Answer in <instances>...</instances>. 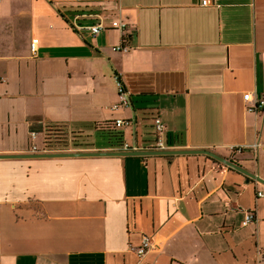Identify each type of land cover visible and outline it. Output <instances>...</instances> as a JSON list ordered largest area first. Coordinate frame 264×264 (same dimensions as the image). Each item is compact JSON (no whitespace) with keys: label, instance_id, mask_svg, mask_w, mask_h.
<instances>
[{"label":"crops","instance_id":"0c3cea01","mask_svg":"<svg viewBox=\"0 0 264 264\" xmlns=\"http://www.w3.org/2000/svg\"><path fill=\"white\" fill-rule=\"evenodd\" d=\"M77 16L127 23L130 48ZM0 79V155H25L0 159V264H264V184L206 155L30 156L50 123L90 137L63 153L119 151L102 123L149 151L153 113L168 151L264 180V113L244 100L264 95V0H2Z\"/></svg>","mask_w":264,"mask_h":264},{"label":"built area","instance_id":"2783aa9c","mask_svg":"<svg viewBox=\"0 0 264 264\" xmlns=\"http://www.w3.org/2000/svg\"><path fill=\"white\" fill-rule=\"evenodd\" d=\"M1 3H2V0H0V8H1ZM203 4L207 5V1H204ZM81 18L82 17H80V16H77L75 18V22L72 26L74 30L83 31V30L87 29L91 33V36L95 38L100 33L108 30L109 28L116 29L122 33L123 43L121 45L116 46L114 48V51L121 52V51H126L130 48V45L128 43H126V41H127L126 33L129 29V26L127 23H125L123 21H114L111 23V26L109 27L104 21H100L95 25H92L88 28H85V27H83L77 23V21H79ZM31 49L33 52H35V44H32ZM1 81H2V79H0V82ZM125 92H123V86H122L121 93L124 95V94H126ZM122 99H123L124 104H128L127 100H125L124 98H122ZM244 100L248 104V107H247L248 111H250V112L258 111V112L264 113V95H261V96L255 98V97H253V95L251 93H246L244 95ZM116 108H117V106L114 107V109H116ZM154 127H155V133H156V141H155L154 148L150 149L149 151H167V146H166V141H165L166 129H165V126L159 117H157L155 119ZM35 137H36V134L32 133L31 138L35 139ZM32 150L34 151V153H39L38 148L36 146H33ZM241 150L242 149H238V151H241ZM119 151H131L132 152V151H139V150L132 149L129 144L125 143L123 149H121ZM260 196H263V194H260ZM255 218L256 217H255V214L253 211L248 212L243 225L247 226V225L253 223L255 221ZM152 246L153 245H152L151 238L150 237H144L142 245L136 250L137 256H138L140 261L146 256V254L150 251ZM141 264H143V263H141Z\"/></svg>","mask_w":264,"mask_h":264},{"label":"trees","instance_id":"16d2710c","mask_svg":"<svg viewBox=\"0 0 264 264\" xmlns=\"http://www.w3.org/2000/svg\"><path fill=\"white\" fill-rule=\"evenodd\" d=\"M73 28V27H72ZM123 86V85H122ZM123 92L125 88L123 87ZM153 123L154 127V114H145ZM96 137L101 139L106 145L112 149H123L125 144L124 134L114 124L102 123L95 127ZM44 147L43 151L46 153H63L73 150H80L90 148L92 146L90 137L80 132H71L66 124L63 123H50L44 129ZM156 137V134L154 135ZM88 144L85 142H88Z\"/></svg>","mask_w":264,"mask_h":264},{"label":"water","instance_id":"95a60500","mask_svg":"<svg viewBox=\"0 0 264 264\" xmlns=\"http://www.w3.org/2000/svg\"><path fill=\"white\" fill-rule=\"evenodd\" d=\"M206 155L233 170H236L243 175L250 177L260 183L264 184V180L256 175L246 171L240 165H238L234 161L227 160L216 153L208 150H173V151H112V152H80V153H36L34 157H86V156H168V155ZM25 155H0V159L2 158H18L24 157Z\"/></svg>","mask_w":264,"mask_h":264},{"label":"rangeland","instance_id":"374dc122","mask_svg":"<svg viewBox=\"0 0 264 264\" xmlns=\"http://www.w3.org/2000/svg\"><path fill=\"white\" fill-rule=\"evenodd\" d=\"M98 140H99L100 142H103V141H102L101 139H99V138H98ZM87 141H88V142H85L86 144H88L90 140H87Z\"/></svg>","mask_w":264,"mask_h":264}]
</instances>
